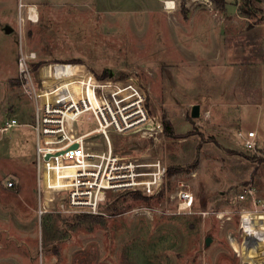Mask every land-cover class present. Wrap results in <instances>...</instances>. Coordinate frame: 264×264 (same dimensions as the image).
I'll use <instances>...</instances> for the list:
<instances>
[{
  "label": "rangeland",
  "instance_id": "1",
  "mask_svg": "<svg viewBox=\"0 0 264 264\" xmlns=\"http://www.w3.org/2000/svg\"><path fill=\"white\" fill-rule=\"evenodd\" d=\"M35 1L37 21L18 22V0H0V24L14 29L0 26V123L19 122L0 133V264H264V213L239 219L253 199L264 202V0L223 9L211 0H173L171 9L163 0ZM20 45L38 67L72 62L144 91L148 111L169 123L156 194L108 191L95 214L62 211L63 192L42 200ZM82 118L78 130L92 128V116ZM249 130L254 148L243 144ZM111 138L125 156L154 155L139 138ZM179 188L194 196L189 211L177 209Z\"/></svg>",
  "mask_w": 264,
  "mask_h": 264
},
{
  "label": "built area",
  "instance_id": "2",
  "mask_svg": "<svg viewBox=\"0 0 264 264\" xmlns=\"http://www.w3.org/2000/svg\"><path fill=\"white\" fill-rule=\"evenodd\" d=\"M169 1L174 2L162 1L165 9L175 7ZM18 7L24 8L25 17L30 19L31 5L19 2ZM19 20H23L22 14ZM17 31L23 36L22 31ZM37 62L36 52L20 45L17 79L22 92L33 102L35 175L42 200L50 192H63L64 199L59 204L62 211L95 214L101 212L108 191L156 194L166 170L162 156L156 155L163 143L164 122L148 111L144 91L131 83L96 78L92 72L77 67L80 64L52 62L38 67ZM81 71L93 78L94 100L86 92L70 91L71 81H79ZM61 81L69 82L61 84ZM85 114H90L95 123L92 128L79 131L77 126L85 122L82 118ZM17 125L16 118H6L0 123V133ZM111 133L145 141V149L154 155L143 159L125 156L124 147L116 150ZM242 137L245 147H255L254 130ZM136 145L132 144V148ZM173 198L179 212L192 208L194 196L190 190L179 188ZM251 203L254 208H243L241 215L244 211L264 213V202L257 204L253 199ZM39 209L40 214L46 211L45 207Z\"/></svg>",
  "mask_w": 264,
  "mask_h": 264
},
{
  "label": "bare ground",
  "instance_id": "3",
  "mask_svg": "<svg viewBox=\"0 0 264 264\" xmlns=\"http://www.w3.org/2000/svg\"><path fill=\"white\" fill-rule=\"evenodd\" d=\"M169 4H173V2L169 1ZM31 7H32V10L30 12V19L29 20H31V21H37V17H36V15H37V12L36 11L37 10H36V7L33 6V5H31ZM77 67L81 68L80 65H78ZM66 68L72 69V66H67ZM81 74L82 75L80 76L79 81H76V80L71 81V84L70 85H71L72 88H70V91L71 92H77L79 94L80 93L83 94L84 92H86L87 95L91 98V100H94L93 99V96H92V88H91V85H92L91 84L92 83V76H91V74L85 73L84 71H81ZM65 82H69V81H61V84H64ZM83 87H85V88H83ZM54 181L61 182L59 179H56ZM257 212L258 211H255V212L244 211V213L241 215V218L244 219L246 216L253 215V214L257 213Z\"/></svg>",
  "mask_w": 264,
  "mask_h": 264
},
{
  "label": "crops",
  "instance_id": "4",
  "mask_svg": "<svg viewBox=\"0 0 264 264\" xmlns=\"http://www.w3.org/2000/svg\"><path fill=\"white\" fill-rule=\"evenodd\" d=\"M19 2H22L23 4H27V5H34V6H36V8H37V5H36V3H37V1H35V0H29V1H27V2H25V1H23V0H18V3ZM201 5H204V4H202L201 3ZM18 9V15H17V21L19 22V20H18V18H19V16H21V14H22V16H23V22H25V20H29V19H27L26 17H25V13H22V10H21V8H17ZM29 21H31V20H29ZM15 22V21H14ZM34 22V21H33ZM11 22L9 21V20H6V19H4V21H3V23H1L0 24V26L1 25H3V26H5V25H9ZM24 24V23H23ZM13 28V27H12ZM2 29H3V27H2ZM14 30V29H13ZM260 47L262 48L263 47V44H262V42L264 41V24H262V23H260ZM263 56L262 55H260V58H262ZM255 131V130H254ZM255 133H256V131H255ZM256 136H257V133H256ZM256 143H257V139H256Z\"/></svg>",
  "mask_w": 264,
  "mask_h": 264
},
{
  "label": "trees",
  "instance_id": "5",
  "mask_svg": "<svg viewBox=\"0 0 264 264\" xmlns=\"http://www.w3.org/2000/svg\"><path fill=\"white\" fill-rule=\"evenodd\" d=\"M242 1H244V3L248 4V5H249L250 2H252V0H242ZM211 2L214 3L215 7L218 8V9H223L225 7V4H226V0H211ZM36 66H38V64H36ZM108 76H109L108 73H104V74L101 75V77L99 76L97 78L105 79ZM168 128H169V123L165 121L164 122V129L167 131ZM9 188H11V187H9ZM134 196L135 197H139L140 195L138 193H135ZM142 197H144V196H142Z\"/></svg>",
  "mask_w": 264,
  "mask_h": 264
},
{
  "label": "water",
  "instance_id": "6",
  "mask_svg": "<svg viewBox=\"0 0 264 264\" xmlns=\"http://www.w3.org/2000/svg\"><path fill=\"white\" fill-rule=\"evenodd\" d=\"M3 31L8 33V32H12L13 28L10 25H5L3 26ZM192 117H197L199 116V105L198 104H193L191 107V112H190ZM210 241V237H206L205 238V243L208 244Z\"/></svg>",
  "mask_w": 264,
  "mask_h": 264
}]
</instances>
